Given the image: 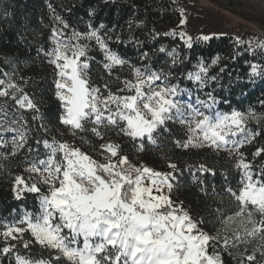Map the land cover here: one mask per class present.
<instances>
[{
	"label": "snow or ice",
	"instance_id": "snow-or-ice-1",
	"mask_svg": "<svg viewBox=\"0 0 264 264\" xmlns=\"http://www.w3.org/2000/svg\"><path fill=\"white\" fill-rule=\"evenodd\" d=\"M180 12L182 26L186 17L183 9ZM89 15H92L91 11ZM55 19L63 28H53L51 40L54 47L45 55L55 70V98L63 110L60 123L69 127L75 135L77 131H85L84 122L90 120L94 125L91 132L101 139L103 134L99 126L117 128L133 141H140L139 151L145 150V140L149 145H157V136L170 132L167 122L187 125V139L182 143L175 141L177 147H210L230 151L240 157L235 165L242 170L238 190L230 186L226 188V192L238 203V211L224 217L223 228L216 235H210L199 227L203 218L194 220L183 208L182 201L176 203L172 199L173 181L176 179L174 173L178 170L175 163L169 161L168 167L173 171L168 173L155 171L143 164L136 166L129 162L127 156L119 155L120 146L112 142L100 145L102 154L108 155L105 157L107 163H99L67 142L53 140L49 143L45 140L44 147L50 150V154L46 160L39 161L44 167L33 164L26 171L39 173L42 183L48 186V192L41 193L36 183L29 185L17 175L12 189L15 198L21 199L25 192L40 193L39 209L26 213L18 224L6 225L2 235L5 241H22L25 249L34 243L42 250L56 254L47 259L16 255V264H60L61 260L66 264H223L221 253L215 250L217 243L224 251H229L253 240L260 241L259 249H254V252L260 250L264 256V167L254 173L253 166L239 152L244 144L260 135L259 131L253 132L246 127L249 119L259 123L256 114L235 109L218 111L216 106L220 101L211 92L206 94L207 99L197 97L195 105L182 102L179 97L187 90L176 84L164 83L170 73L153 71L148 66L144 71L132 66L134 79L120 81L123 87L118 92L128 94L118 95L109 89L108 95L103 96L99 88L90 84L89 45L81 41H95L103 53V67L109 75L113 68L128 63L109 48L100 34L105 25L101 23L97 28L89 24L86 33L73 31L70 37L64 39V29L70 25L60 16ZM165 35L175 36L176 32L173 30ZM179 36L186 47H193L191 36L183 31ZM107 39L112 37L108 35ZM197 39L207 42L212 36L201 35ZM116 41L120 42L119 36ZM235 43L239 45L244 41L236 37ZM249 49L264 50V41H249ZM159 52L164 53L166 49L162 46ZM168 55L173 58V65L178 63L175 49ZM147 58V52L141 53V59ZM219 59H212L211 65L201 60L197 64L198 70L188 73L187 79L201 86L208 79L216 81L217 77L208 73L209 67L217 65ZM254 77L264 78V66L258 63L250 65L249 82ZM0 85H5V81L0 80ZM104 87L108 89L107 84ZM9 89L15 91L10 93ZM19 91L17 85L8 83L0 88V97L10 96L20 109L39 111L27 94L17 98L15 92ZM261 104L264 105V101ZM2 129L3 125H0ZM7 130L18 132V140H13L10 153L16 155L27 142L26 129ZM29 151L32 149L29 148ZM262 153L264 148H258L253 155L260 156ZM113 157H117V161H113ZM100 170L109 179L99 175ZM198 171L215 175L214 169L204 164L198 166ZM203 183L201 180L200 184ZM126 187L130 192L127 199L123 191ZM200 191L205 192V189L201 187ZM216 211L223 215L220 208ZM228 231L232 235L225 234L221 239L220 233ZM25 233H30L32 239L23 240ZM15 247V244L6 243L0 254L8 255ZM209 248L213 249L211 253ZM240 256V264H244L245 259L250 264L256 260L254 254L244 256L241 253Z\"/></svg>",
	"mask_w": 264,
	"mask_h": 264
},
{
	"label": "trees",
	"instance_id": "trees-1",
	"mask_svg": "<svg viewBox=\"0 0 264 264\" xmlns=\"http://www.w3.org/2000/svg\"><path fill=\"white\" fill-rule=\"evenodd\" d=\"M179 10L176 0H0V79L17 85L21 90L15 92L17 98L27 94L39 109L20 111L21 117L32 130L27 145L34 143L37 153H42L43 141L66 138L68 131L59 121L62 110L55 98V71L45 55L53 48V28H63L55 19L60 16L70 25L64 29V37L71 36L73 31L86 33L89 24L98 28L103 23L105 28L100 30V34L106 39L109 48L128 62L122 67L113 68L109 75L103 67V53L95 41L84 40L89 45L87 58L90 84L99 88L103 96L108 95L109 89L118 95H125L118 92L123 87L120 81L134 79L132 66L141 70L148 66L153 71L170 73L164 81L179 85L195 98L207 99L206 94L211 92L220 101L216 106L218 111L230 112L235 109L245 113L254 112L259 123L252 120L251 129L253 132L259 131L260 135L241 147L239 152L253 166L252 171L259 172L264 167V153L260 156H254L253 153L258 148H264V105L261 104L264 101V78L254 77L249 82V77L252 63L264 66V50H250L245 40L237 45L235 38L227 35L213 37L207 42L195 41L189 49L177 34ZM90 11L92 15H89ZM173 30L175 36L165 35ZM108 35L112 37L111 40L107 39ZM117 36L120 42L116 41ZM162 46L166 49L164 53L159 52ZM173 49L178 58L175 65L172 63L173 58L168 55ZM144 52L148 53L147 59H141V53ZM216 57L220 58L219 63L210 66L208 73L209 76H216V81L208 79L201 86L187 79L188 73L198 70L197 64L201 60L211 65L212 59ZM22 69L28 73L20 80ZM105 84L108 89H105ZM14 91L10 89V93ZM15 103L10 96L0 97V106L9 110L18 109ZM167 125L170 132L157 136V145H149L145 140L144 151L138 150L139 140L133 141L122 136L117 128L99 126L103 134L101 139L91 132L94 125L85 121L86 130L77 133L89 140L90 151L99 154L103 150L99 147L98 139L104 144H118L120 154L127 156L136 165L145 164L162 172H172L168 163H175L178 170L174 173L176 179L173 181L175 186L172 199L176 203L182 201L183 208L193 219L199 221L203 218V223L199 224L203 231L216 235L223 228L224 217L238 211V203L230 197L226 188L230 186L238 190L242 170L235 165L240 157L236 154H218L210 149L179 148L175 141L184 142L188 136L187 129L172 121L167 122ZM201 164L214 169L215 175L201 174L198 171ZM201 180L203 185L200 184ZM201 187L207 194L200 191ZM12 189V179L0 175V224L14 220L23 210L38 209L35 194L17 200ZM217 208L221 209L223 215L216 211ZM256 242L253 240L247 245L230 248L229 251H224L217 243L215 250L221 253L223 264H240L241 253L244 256L254 254L256 260L251 264H262L264 256L261 251L254 252L258 246ZM212 251L209 248V252ZM49 255L46 251H40L42 257ZM0 264L15 262L0 254ZM244 264L250 262L245 259Z\"/></svg>",
	"mask_w": 264,
	"mask_h": 264
},
{
	"label": "rangeland",
	"instance_id": "rangeland-1",
	"mask_svg": "<svg viewBox=\"0 0 264 264\" xmlns=\"http://www.w3.org/2000/svg\"><path fill=\"white\" fill-rule=\"evenodd\" d=\"M176 2L179 4V9L180 10L183 9V15L184 17H186V23L184 25L181 26L179 23L177 30V34L179 38H180L179 33L183 31L188 36H191L193 38V42L202 41L197 39L201 35H210L212 36V38L222 35L232 36L234 38L239 37L241 40H245L248 43L249 41H252L253 43L257 41H264V0H176ZM180 19H181V12H180ZM67 38L68 37H64V39ZM181 41L184 43L183 40ZM81 43H84V40H82ZM52 44L54 47L53 41ZM52 68L54 70L53 65ZM26 73H28L27 70L22 69L21 73H19L20 80L26 77ZM164 83H168V82L164 81ZM7 84L8 83L5 82V85H0V88L6 87ZM126 94L128 93H125V95ZM179 98L182 100V102L185 103L190 102L194 105L196 104V98L193 97L192 94H189L187 91L182 93L181 97ZM16 106L18 107L17 104ZM196 106L199 107V105ZM20 111H28V110L20 109L19 107L18 109L9 110L3 106H0V125H3V129L0 130V145H3L0 146V175L1 176L5 175L7 178H11L12 183H14L15 177L19 175L24 179V181L27 184L31 185L32 183H36L37 186L41 189V193L47 194L48 186L42 183L40 174L26 171V169H28L33 164H35L37 167L43 168L44 166L40 165L39 161L46 160L48 155L50 154V150L44 147L42 153H37V148L34 147V143L27 145L28 143L26 142L25 147L23 149H20L16 153V155L10 154L12 152L13 140H18V132L8 131L7 129L9 128L19 129L20 131H25L26 129L27 140L29 138V135L32 133V130L30 129V127H28L25 120L21 119ZM86 121L91 122L90 120H86ZM251 122L252 119H249L246 127L252 131L250 125ZM175 123L180 124L179 122H175ZM21 125H24V127L22 128ZM180 125L187 129V125H182V124ZM67 128L68 131L65 134L66 138H63V134H61V137L63 139L52 138L49 139L48 142L51 143L53 142V140L58 142H67L70 146L79 148L82 152L88 154L99 163H107L105 157L108 155V153L99 154L97 152L90 151L88 149V147L90 146L89 140L84 135L78 134L77 133L78 131L76 132L75 135H73L69 127ZM119 134H122V136L127 137L123 135V133L121 132ZM97 141L99 143V147L101 144H104L99 139ZM139 144L140 143H138V148H139ZM29 148H31L32 151H29ZM196 149H210L211 151L218 154L219 153H224L228 155L235 154L233 152L225 151V150H213L210 147H202ZM119 155L125 156L120 154V152ZM58 158H59V154H58ZM117 159H118L117 157L112 158L113 161H117ZM129 162L133 165H136L130 160ZM140 165H136V166H140ZM154 170L159 171L156 169ZM98 172L102 173L103 171L100 170ZM162 173H168V172H162ZM33 194L37 196V200H38L40 193H28V192L23 193L21 199H25L28 195H33ZM13 196L15 198L14 192H13ZM38 209H39V201H38ZM37 210L32 208H29L28 210H23L22 213L18 214L14 218V220L0 224V247L2 249L6 245V243L16 245L13 251L10 254L6 255L12 258L15 264H16V259H15L16 255H20L22 257L29 259H40L42 257L40 256V251H46L50 255L48 257L45 256L43 258L47 259L51 255L56 254L55 252L50 250H42L39 245H36L34 243L30 245L29 249H25L23 247L22 241H13L10 239L8 241H5V238L2 235V232L5 230L6 225L18 224V222L23 219L26 213L29 212L34 213ZM19 226H25V225H19ZM225 234L229 236L232 235L231 231H228L227 233L224 232L220 233L222 238ZM31 239L32 238L30 233L24 234L23 240H31ZM256 241H257L256 243H258L256 249H259L260 241L259 240ZM60 264H66V262L61 260Z\"/></svg>",
	"mask_w": 264,
	"mask_h": 264
},
{
	"label": "built area",
	"instance_id": "built-area-1",
	"mask_svg": "<svg viewBox=\"0 0 264 264\" xmlns=\"http://www.w3.org/2000/svg\"><path fill=\"white\" fill-rule=\"evenodd\" d=\"M99 175L103 176L106 180L109 179V176L105 174L104 172L100 173L98 172ZM125 192V199L130 197V192L127 190V187L123 190Z\"/></svg>",
	"mask_w": 264,
	"mask_h": 264
}]
</instances>
